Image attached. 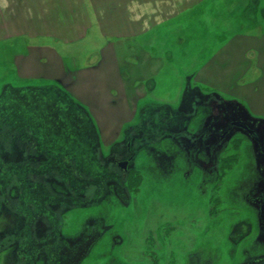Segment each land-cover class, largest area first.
Here are the masks:
<instances>
[{
    "label": "rangeland",
    "instance_id": "374dc122",
    "mask_svg": "<svg viewBox=\"0 0 264 264\" xmlns=\"http://www.w3.org/2000/svg\"><path fill=\"white\" fill-rule=\"evenodd\" d=\"M16 3L12 13L23 14ZM1 14L11 12H0V264H264L263 246L254 257L241 252L256 234L264 240V217L245 201L258 206L264 198V113L242 99L244 91L255 96V85L261 92L250 83L264 68H243V78L217 87L198 81L234 30L264 24V0H207L144 37L159 72L152 83L141 81L145 96L128 98L127 115L115 111L133 92L97 94L96 106H85L82 79L104 81L88 71L101 65L103 36L74 44L30 39L15 35ZM121 42L119 61L136 63L127 50L133 41ZM45 45L62 59L64 84L51 79L56 69L61 75L53 49L35 47ZM73 68L81 69L79 94L67 74ZM186 80L187 93L204 98L196 109V100L177 98ZM211 94L219 100L205 124L199 111ZM232 120L258 131L254 152L244 138L220 142L224 129L236 130ZM129 148L126 172L116 160L127 159ZM202 168L213 172L209 180ZM256 170L262 182L254 188Z\"/></svg>",
    "mask_w": 264,
    "mask_h": 264
},
{
    "label": "crops",
    "instance_id": "0c3cea01",
    "mask_svg": "<svg viewBox=\"0 0 264 264\" xmlns=\"http://www.w3.org/2000/svg\"><path fill=\"white\" fill-rule=\"evenodd\" d=\"M206 1L207 0H0V12L10 10L11 14L9 15L1 14L6 18L5 24H7L10 29L13 22L12 32L15 35L29 36L30 39L49 37L61 44H74L79 43V41H86L85 39L89 33H99L103 36V40L101 38L103 47H101L105 58L102 56V59H100V61L102 60L101 65L98 64L88 71L92 72L93 75L95 74V77L101 72L102 74L100 76L104 78V81L101 86L99 81L97 85L95 81H93L94 85H92L90 79H82V93H87L86 98H88V100L85 101V106H96V103H93V101L91 102V99H95L97 94L100 95V98L102 96L105 100L109 97L108 93H110V91H114V95L119 96V98H124L121 94L123 92L129 93V95L133 92V95L129 97L125 95L126 102L119 107V111H115V114L127 115L128 98H135L138 96L137 94L141 95V97L145 96V92L143 93L144 90H142L139 85H141L145 79L148 81L150 80L152 83L154 80L153 78L157 76L156 73L159 72V56L149 53L150 51L145 46L143 38L147 37V35L154 30H159V26L166 22L177 17L183 18L192 11H196L199 6ZM16 2H18L20 8L23 7V14L15 15L12 13L11 9L16 8L12 7V5L17 4ZM238 26L241 27L242 24L239 23ZM14 28L16 30H14ZM95 29H98V31ZM236 30L231 33L232 35L229 33V39L221 45L213 55L209 56L206 63L198 70V81L206 82L214 87L216 86L214 83L222 86L225 80L229 82L234 80L236 83L240 77L243 78V71H245L243 68H249L251 66L264 68V24L259 25L258 29H253L252 32L241 33L239 29ZM257 30L258 32H255ZM109 39H115L117 43L107 44ZM122 40L133 41L132 45H134L135 48H130L131 45L129 44L127 45V50L130 51L129 53L135 52L134 57L136 58V63L123 61L125 60L124 56L123 58L121 57L119 61L116 55V50L119 48L116 45L119 44V47L122 49L125 45L121 42ZM35 47L36 49L38 48V50L42 48H47V50L53 49L54 55H56V58L58 57L56 60L58 61L59 74L61 75H57L58 70L56 69L55 76L52 77L51 74L50 77H52L51 79H54L55 82L64 84L63 75L65 76V70L62 59L59 54L56 53V50L46 45ZM136 67L140 69L137 68L136 71ZM225 68H230L231 70ZM80 70L73 68L71 71H66L67 74L70 73L72 76L73 85L71 90L72 93L75 94H79L80 91L78 90L79 88H77L79 86L75 84V82H80ZM260 73L261 77L259 76V80H261H257L258 82H251L250 84H261V92H258V87L255 85V96L250 92L244 91L242 99L247 101L248 105H251V109L254 112L258 111L264 113V106L262 103L264 100V97H262V95H264V70H260ZM187 80L183 85V89L178 90L179 93L177 98L185 99L189 97H186ZM134 82L136 84H134ZM61 88L63 89L62 86ZM243 89V87L240 90L238 89L241 94ZM104 93H106V95ZM245 93H248V95ZM188 94H190V92ZM237 97L239 98L240 96L237 95ZM232 102L235 104L237 103L235 98H233ZM113 108L116 109L117 107L115 106ZM213 114L214 109L211 111V115ZM256 158L254 156L255 160ZM183 173L184 175L186 174L185 172ZM259 235L260 234H256L251 240L249 239V241L242 245L241 252L244 257H254V251L257 247H264V240H260Z\"/></svg>",
    "mask_w": 264,
    "mask_h": 264
},
{
    "label": "flooded vegetation",
    "instance_id": "af4514ba",
    "mask_svg": "<svg viewBox=\"0 0 264 264\" xmlns=\"http://www.w3.org/2000/svg\"><path fill=\"white\" fill-rule=\"evenodd\" d=\"M189 93V92H188ZM187 93V94H188ZM188 96L189 97H187V98H189V99H192V100H196V102H193L192 103V107L193 108H195L196 109V107H198V105H200L199 104V100H201V99H204L202 96H199V95H197V93L194 91V93L193 92H191L190 91V94H188ZM200 98V99H199ZM219 99L217 98H215V96L214 95H212L211 94V96L209 97V100H206V102L207 103H205L204 105H203V107L204 108H201V110L199 111V113L200 112H202V110L205 112V117L204 118H202L203 120V123H207V120L209 121V120H211L212 118H213V115H211V111L214 109V107H213V103L216 101H218ZM203 114V113H202ZM217 117V116H216ZM232 121H234V120H232ZM232 121H229V124H230V126H232V127H234L236 130H234L233 132L232 131H229L228 129H224L223 131H222V133L219 135V139H220V142H222L223 140H224V138L228 135V136H230L231 135V138L233 139V141H235V140H237V139H246L248 142L247 143H245V145H244V147L247 149V150H253V152H254V149H255V144L260 140V136H259V133H258V131L256 130V129H254L252 126H250L249 124H247V122L246 121H244L245 123H246V125L249 127V128H251V129H253V130H255L256 131V133H257V135H258V140H255L245 129H243V128H241V127H237V126H234V125H232L231 124V122ZM215 124H218L219 126H222V122L220 121H218V122H214ZM240 135V136H239ZM197 142V140L195 141V143ZM204 144V143H203ZM127 147H130V143H128L127 144ZM244 148V149H245ZM129 152L130 153H132L131 155H129L128 157H127V159H124V160H116V164H117V166L120 168V169H122V170H125L126 172H127V169H128V164L130 163V161L132 160V158H133V151H131V149L129 148ZM253 152H252V154H253ZM254 157V156H253ZM257 157V156H256ZM187 159H188V163L189 164H191V163H193V162H191V158L189 157V154L187 155ZM254 159V158H253ZM206 160H208V158L207 159H205V160H202V161H206ZM255 160V159H254ZM209 161V160H208ZM207 161V162H208ZM215 162V161H214ZM255 163H256V160L254 161ZM217 164V163H216ZM213 166V165H212ZM157 167V166H156ZM202 167V166H201ZM212 170V169H211ZM201 172L203 173V178H202V181L203 180H205V179H210V177L212 176L211 174L213 173L212 171H207V170H205V169H203L202 168V170H201ZM255 175H256V177H255V179H254V181H253V186H254V188L256 187V185H258L260 182H262V180H261V176H260V174H259V172L256 170V173H255ZM261 180V181H260ZM206 183V182H205ZM204 185V184H203ZM248 194H251V192H249ZM248 194H245L246 196L248 195ZM248 197V196H247ZM247 197L245 198V201L246 202H248V204H249V206L251 207V208H253L254 210H255V212L256 213H259V216H261V217H264V205H263V208H261L260 207V204H261V202L264 200V198L263 199H261L260 200V202H259V204H258V206L257 205H255V204H252L250 201H249V199H247ZM263 256H264V253L262 254ZM262 262V261H264V260H259L258 262ZM253 262H255V260L253 261ZM252 262V263H253Z\"/></svg>",
    "mask_w": 264,
    "mask_h": 264
},
{
    "label": "water",
    "instance_id": "95a60500",
    "mask_svg": "<svg viewBox=\"0 0 264 264\" xmlns=\"http://www.w3.org/2000/svg\"><path fill=\"white\" fill-rule=\"evenodd\" d=\"M232 125L245 129L255 140H258V135L255 130L249 128L243 120H234ZM264 200L261 202L260 207L263 208Z\"/></svg>",
    "mask_w": 264,
    "mask_h": 264
}]
</instances>
